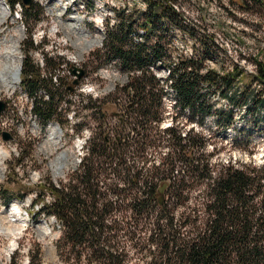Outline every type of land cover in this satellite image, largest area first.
<instances>
[{
    "label": "trees",
    "instance_id": "obj_1",
    "mask_svg": "<svg viewBox=\"0 0 264 264\" xmlns=\"http://www.w3.org/2000/svg\"><path fill=\"white\" fill-rule=\"evenodd\" d=\"M168 1L149 0L144 21L134 17L126 21L122 16L108 31L106 50L132 80L135 91L128 89V110L136 120L131 121L133 128L124 139H105L101 145L109 166L100 170L87 162L100 145L90 137V156L81 167L65 182L43 185L54 197L38 205L36 214L52 215L61 223L57 249L66 263L77 264L84 257L83 264H130L133 258V264H264V160L259 165L213 164L176 126L158 128L164 119L162 100L167 90L159 87L150 70L152 64L165 62L166 22L200 39L203 56L180 58L169 68L167 88L173 90L181 110L203 117L216 113L220 123L222 111L215 109L216 96L228 99L231 120L242 103L253 101L264 110V61L254 59L256 71L239 86L238 97L234 89L246 71L238 65L222 72L208 66L206 60L216 52L215 33L197 35ZM230 1L247 11L264 9V0ZM23 10L26 18H39L34 4ZM136 21L144 28V42L129 37L138 28ZM154 36L157 41L148 47ZM28 57L22 86L34 97V111L46 125L57 114L59 87L53 74L43 76ZM254 84L259 88H253ZM98 103L92 108L100 107ZM21 155L17 161L23 162L30 154L22 151ZM164 183L165 200L160 204L159 188ZM105 189L116 199L108 198ZM121 208L122 213L113 216Z\"/></svg>",
    "mask_w": 264,
    "mask_h": 264
},
{
    "label": "rangeland",
    "instance_id": "obj_2",
    "mask_svg": "<svg viewBox=\"0 0 264 264\" xmlns=\"http://www.w3.org/2000/svg\"><path fill=\"white\" fill-rule=\"evenodd\" d=\"M13 1L12 5L9 0V14L0 24V70L7 63L8 54L16 57L4 68L8 69L5 83L0 79V100L7 103L0 114V264H69L61 259L57 249L62 235L60 223L52 215L36 214V205L53 200L50 191L43 189L44 184L67 181L85 157L90 156L87 147L90 137L100 145L87 162L103 170L109 166L104 163L106 157L101 146L105 139L121 141L131 132V121L136 120L128 110L131 103L128 89L135 90L121 62L110 57L105 41L108 31L122 16L126 21L133 17L138 22L144 21L149 0H33L32 4L40 12L37 20L35 16L25 17L21 0ZM168 2L183 14L189 29L194 27L197 35L215 33L213 49L216 52L206 60L208 66L222 72L223 68L231 71L238 65L246 71L244 80L241 78L234 89L239 97V86L247 83L249 73L256 71L254 59L264 61V9L243 10L230 0ZM71 22L75 23L72 28ZM138 22L135 23L138 28L129 37L144 42L141 38L144 28ZM166 23L162 39L165 62L150 66L159 87L167 90L162 100L164 119L158 128L176 126L213 164L228 161L261 164L264 110L253 101L242 103L231 120L228 99L216 96L215 109L222 111L220 123L216 113L203 117L178 107L173 90L167 88L169 68L180 58L199 59L204 48L200 39L197 41L189 32ZM87 32L91 37L83 36ZM157 39L151 37L148 47ZM11 40L14 41L11 43ZM13 48L16 52L12 53ZM27 55L43 76L53 74L59 87L57 114L46 125L34 111V97L22 86V74L20 81L13 79L19 75L18 67L23 68ZM73 65L86 71L76 85L73 81L77 76L70 71ZM253 88L258 89V84ZM96 100L101 106L94 109ZM145 126L153 125L145 123ZM4 131L12 136L11 140L3 139ZM22 151L30 155L20 162L17 159L22 157ZM104 191L108 198L116 199L114 193ZM122 211L123 208L115 210L113 216H119ZM85 261L83 257L77 264ZM134 261L133 258L130 264ZM94 264L98 263L94 261Z\"/></svg>",
    "mask_w": 264,
    "mask_h": 264
},
{
    "label": "water",
    "instance_id": "obj_3",
    "mask_svg": "<svg viewBox=\"0 0 264 264\" xmlns=\"http://www.w3.org/2000/svg\"><path fill=\"white\" fill-rule=\"evenodd\" d=\"M23 3L27 6L31 5L33 3V0H22ZM70 71L72 74L76 75L77 77L74 79L73 81V84H78L80 79L86 74V71L85 69L81 68V67H78V66H75L73 65L71 68H70ZM69 89H73L72 86H69ZM6 105L7 103L3 100H0V114L1 112L6 108ZM3 135V139L6 140V141H9L12 139V136L7 133V132H3L2 133ZM165 187H166V184L164 183L160 188H159V203L160 204H163L164 200H165V197H164V190H165Z\"/></svg>",
    "mask_w": 264,
    "mask_h": 264
},
{
    "label": "bare ground",
    "instance_id": "obj_4",
    "mask_svg": "<svg viewBox=\"0 0 264 264\" xmlns=\"http://www.w3.org/2000/svg\"><path fill=\"white\" fill-rule=\"evenodd\" d=\"M9 13H8V11H7V9L6 8H3V9H1L0 10V24L4 21V19H5V17H6V15H8ZM69 26L72 28V26H75V23H73V22H71V23H69ZM83 34H85V35H83ZM82 35L83 36H86V37H89L90 36V33L89 32H87V33H83ZM91 37V36H90ZM15 40V39H14ZM14 40H11V43L14 41ZM8 42V41H7ZM1 45V44H0ZM16 52V48L14 49L13 48V51H12V53L13 52ZM11 54V53H10ZM10 54H8V56L6 57V61H7V63L8 62H14L15 60H16V57H15V54L14 55H10ZM4 62V61H3ZM6 63V64H7ZM6 64L1 68V70H0V79H2L1 81H2V83L4 84L5 83V78L7 77V75H8V69H5L4 70V68H5V66H6ZM2 66V65H1ZM19 68V75L17 74L16 76H15V78H13V79H15V80H19L20 81V77H21V66H19L18 67ZM14 77V76H13ZM12 79V78H11ZM18 81V82H19ZM11 82V81H10ZM14 210H16L17 211V213H20V211H19V209L18 208H14ZM19 217V216H18ZM18 217H16V220H19L20 218H18ZM21 221V220H20ZM22 224V223H21ZM9 228V227H8ZM16 228V227H15ZM1 229V228H0ZM11 230V229H10ZM14 230V229H13ZM12 230V231H13ZM16 234V233H15Z\"/></svg>",
    "mask_w": 264,
    "mask_h": 264
}]
</instances>
